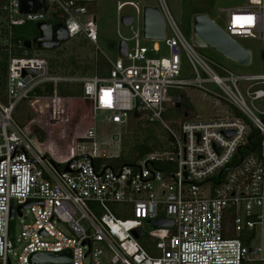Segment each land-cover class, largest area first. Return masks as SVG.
I'll use <instances>...</instances> for the list:
<instances>
[{
  "label": "built area",
  "instance_id": "built-area-1",
  "mask_svg": "<svg viewBox=\"0 0 264 264\" xmlns=\"http://www.w3.org/2000/svg\"><path fill=\"white\" fill-rule=\"evenodd\" d=\"M45 1V12L25 15L18 12L19 0L0 2L4 18L0 43L7 56L5 99L0 98V264H13L12 258L16 264H34L31 255L35 253H66L69 264L264 262V141L261 150L240 153L252 128L264 137V73L239 75L226 68L221 75L215 73L161 0L169 37L165 32V38L153 41L150 49L137 41L134 47L127 45L124 57L108 60L105 76L49 75L47 60L31 55L14 28L28 21L61 23L68 38L82 36L95 44L97 24L91 11L94 0ZM223 12L229 35L237 40L258 38L264 47V0H249ZM158 42H164L167 57H147L148 51H159ZM182 56L191 65L192 78L178 77ZM23 69L36 73L23 75ZM68 81L81 82L80 99L90 103L92 115L77 138L67 130L62 133L70 145L59 158L32 141L13 113L18 101L30 98L63 112L64 103L72 97L55 89L44 95H33V91L46 92L47 84ZM242 81L250 105L240 87ZM208 83L220 91L214 96L243 116L185 119L176 128L168 127L162 118L164 103L178 100L169 91L193 86L212 94L205 86ZM135 114L149 115L150 121L167 127L172 136L170 151L147 154L133 165L97 164L96 117L124 125ZM81 139L91 142L90 153L78 152L75 143ZM156 161H164L169 168L157 167ZM61 164L65 166L60 168ZM11 207L13 218H21L24 207L31 214L17 236L11 230ZM124 211L129 218H121ZM157 218L172 219V227L145 230L147 221ZM137 228L142 230L139 238L133 233ZM144 234L153 243L152 252L140 242ZM257 238L260 244H252Z\"/></svg>",
  "mask_w": 264,
  "mask_h": 264
},
{
  "label": "rangeland",
  "instance_id": "rangeland-1",
  "mask_svg": "<svg viewBox=\"0 0 264 264\" xmlns=\"http://www.w3.org/2000/svg\"><path fill=\"white\" fill-rule=\"evenodd\" d=\"M161 0H94L92 2L91 11L93 12L97 24L96 43H92L82 36H75L63 41L57 47L52 49H39L36 46L29 48V52L33 56L43 57L48 62V74L67 76L71 78H81L84 75H92L97 73V61L108 58L114 61L119 57L118 45L120 40H126L129 47H134L137 41L139 46H145L147 49L152 48L153 41L142 38L141 31V8L144 5H160ZM167 9L169 10L173 19L179 24L184 36L191 42V17L193 11H205L207 15L213 19L221 28L226 27V13L223 9L230 7L244 6L249 3V0H163ZM52 8L49 7L51 12ZM132 15L134 21L131 25L124 26L120 22L123 15ZM52 22L55 20L46 14ZM4 24V18L0 12V29ZM36 22L28 21L21 27V36L23 39H31L37 35L35 26ZM190 31V32H189ZM165 32L169 37L171 35L167 24L165 25ZM189 32V35H188ZM137 34V38L135 37ZM238 42L245 48L252 51V62L250 65H240L235 63L210 47H195L197 53L207 62V64L214 70L215 73L221 75V70L226 68L239 75H253L264 73V59L262 52L264 51L263 42L258 38H238ZM159 43V51H148L147 57L160 58L167 57V48L164 42ZM0 48L3 47L0 43ZM125 63H130L124 59ZM107 67V65H106ZM80 68L86 69L85 74H80ZM89 69V70H88ZM89 72V73H88ZM98 74V73H97ZM179 78L189 79L193 77V71L188 60L182 56L181 68L179 70ZM67 84V89L81 88V83L73 81ZM246 83L242 81L240 87L247 103L250 105V99L245 93ZM205 86L212 92L207 93L193 86H183L179 90L171 89L169 94H182L180 99L182 102V112L178 118L177 110L170 109L173 106L172 102L164 103V111L162 118L167 124L170 122L175 126L185 119H216L226 118L230 116H239L237 109L228 104L221 98L214 96V93H220L215 84L208 83ZM33 98H30L32 100ZM29 99H21L17 102L13 119L20 125L32 126L31 128H39L38 135L31 134L32 141H39L41 147L47 152H51L54 156L63 158L67 153L69 147V138L62 137V133L66 132L71 137L77 138L81 135L86 125L91 123V107L90 103L82 101L78 98H70L64 103V111L60 112L58 123L51 117V109L46 107L41 100L30 101ZM253 104L258 108H263L259 101H254ZM189 106V107H188ZM85 113V115L83 114ZM87 117V118H86ZM147 116L131 117L124 125L110 124L105 121L103 116L98 115L95 119L94 126L96 131L95 140L97 146L94 148L97 158L101 157L102 163L116 165L115 157L122 152H129L135 143V134L137 137L143 136L144 128L148 126ZM57 118L55 120H57ZM172 119V120H170ZM182 119V120H181ZM149 120V119H148ZM171 124V126H173ZM163 128L157 125L156 135L160 139H164ZM68 144V145H67ZM78 152L81 154H88L93 149L90 141L77 140L75 143ZM66 157V156H65ZM114 158V159H113ZM65 164L59 167L63 168ZM23 216L21 218L14 217L10 221L11 230L14 236H17L21 225L31 219V214L27 208L22 210ZM121 218H129L128 211H124ZM161 214V210H160ZM149 230V227H145ZM144 234L140 241L148 243L151 247L153 243L147 240ZM252 244H260L259 238L254 239ZM94 246H102L101 243H96ZM13 264L15 258H12ZM249 264H264L249 263Z\"/></svg>",
  "mask_w": 264,
  "mask_h": 264
},
{
  "label": "water",
  "instance_id": "water-1",
  "mask_svg": "<svg viewBox=\"0 0 264 264\" xmlns=\"http://www.w3.org/2000/svg\"><path fill=\"white\" fill-rule=\"evenodd\" d=\"M47 9L45 0H19L18 12L21 15L29 13H42ZM134 21L132 15H123L120 22L124 26L131 25ZM37 35L31 39H25L23 45L29 49L36 46L39 49H52L68 39L65 28L61 23L51 25L47 21H39L35 24ZM141 31L142 38L150 41H160L165 38L164 18L159 5H144L141 8ZM191 43L195 47H210L225 58L240 65H250L252 62V51L242 46L237 39L229 35L224 28H221L213 19L205 13H197L191 17ZM127 44L125 40H120L118 45V55H126ZM264 59V51L262 52ZM35 74L34 69H23L22 74ZM60 112L51 111V117L56 123ZM58 117V118H57ZM57 118V120H55ZM26 126V130H27ZM67 170V167H65ZM25 206H29L26 204ZM20 214V212H18ZM10 218H13V207L10 209ZM149 228H171L172 219L157 218L147 221ZM136 238L142 235V230L137 228L133 230ZM66 253H35L31 255V261L34 264H69V259L63 255ZM65 257V259H64Z\"/></svg>",
  "mask_w": 264,
  "mask_h": 264
},
{
  "label": "trees",
  "instance_id": "trees-1",
  "mask_svg": "<svg viewBox=\"0 0 264 264\" xmlns=\"http://www.w3.org/2000/svg\"><path fill=\"white\" fill-rule=\"evenodd\" d=\"M1 1L2 0H0V2ZM197 13L207 14L205 11H197L196 10V11L192 12L190 17H192L194 14H197ZM22 26L23 25L16 26L14 28V32L17 36L22 37L21 36V33H22L21 27ZM189 32H188V35H189ZM106 65H107V67H106ZM6 70H7V56H6L5 52L3 50H1V48H0V98L1 99H4V84H5ZM96 70H97L98 75H106L107 74L108 64L104 58L97 61ZM85 72H86V69L80 68V74H85ZM89 75H90V73H89ZM54 89L63 96H68V97H72V98H78V97L80 98L82 96L81 88H75L74 87V88H72V90H69V89H67L66 84H63V83H57L55 86L51 83L47 84L45 94L51 93ZM43 93L44 92H42L38 88L33 91V95H35V94L44 95ZM172 97L178 98L177 101L172 102L173 106L170 107V109L177 110V116L172 118V119H176L179 117V115L182 112V109H181L182 102L180 101V99L183 97V95L175 93V94H172ZM237 113L239 114V116H243L239 111ZM131 117H138V115L135 114ZM172 119H170V120H172ZM263 119H264V116H263ZM146 121L148 122V126L144 128L145 130H143V133H142L143 136H140L138 138L137 133H136L135 134L136 139H135V143L132 146V149L129 152H122L119 156L115 157V161H117L118 163L116 165L109 164L110 167L115 168V167H118L121 165H133L138 159L143 158L147 154H150L153 152L161 153V152H165V151H170L172 136H171L169 130L167 129V127L161 121H158V120L150 121V120L146 119ZM164 123L170 128H176L177 127L176 125L174 126L171 122H170V124H167L164 121ZM158 124L161 125L163 128L164 139H160L156 135V128H157ZM171 124L173 126H171ZM31 127L32 126L27 127V132H30L31 134L33 133L35 135H38L37 131L39 128H31ZM38 141H42V139H40ZM263 141H264L263 135L260 134V132L256 128H252L251 132L248 136L247 143L240 149L241 155H245V154H248L251 152L261 150V146H262ZM105 159H101V157H98V158H95L94 161L97 164H100ZM154 164L159 168H164V167L169 168L167 166V163H164V161H156V162H154ZM140 242L143 244V246L149 252H152V247L148 243L143 242V241H140ZM249 263H255V262L250 261V262H246L245 264H249Z\"/></svg>",
  "mask_w": 264,
  "mask_h": 264
},
{
  "label": "crops",
  "instance_id": "crops-1",
  "mask_svg": "<svg viewBox=\"0 0 264 264\" xmlns=\"http://www.w3.org/2000/svg\"><path fill=\"white\" fill-rule=\"evenodd\" d=\"M58 24V23H57ZM55 25V24H54ZM23 40H25V39H23ZM105 60H106V62H107V64H108V68H109V62H108V58H105ZM108 73V72H107ZM95 74H97V73H95ZM92 75H94V74H92ZM92 75H88V76H92ZM98 75V74H97ZM107 75V74H106ZM87 75H84L83 77H86ZM100 76H105V75H100ZM67 77V76H66ZM69 78H71V77H69ZM82 78V77H81ZM79 79V78H78ZM70 82H73V81H68V82H66V83H70ZM77 82H79V81H77ZM61 83H63V84H66L65 82H61ZM79 83H81V82H79ZM5 85V84H4ZM66 86H67V84H66ZM81 90H82V84H81ZM46 91V90H45ZM42 92H44V91H42ZM43 94H45V92L43 93ZM48 94V93H47ZM50 94V93H49ZM60 94V93H59ZM61 95V94H60ZM5 99V98H4ZM4 99H2V100H4Z\"/></svg>",
  "mask_w": 264,
  "mask_h": 264
},
{
  "label": "flooded vegetation",
  "instance_id": "flooded-vegetation-1",
  "mask_svg": "<svg viewBox=\"0 0 264 264\" xmlns=\"http://www.w3.org/2000/svg\"><path fill=\"white\" fill-rule=\"evenodd\" d=\"M191 21V20H190Z\"/></svg>",
  "mask_w": 264,
  "mask_h": 264
}]
</instances>
